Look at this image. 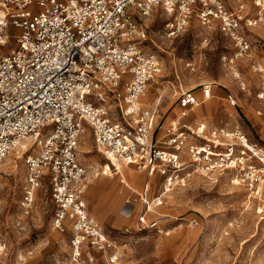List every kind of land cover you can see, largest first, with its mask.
<instances>
[{
    "label": "built area",
    "instance_id": "obj_1",
    "mask_svg": "<svg viewBox=\"0 0 264 264\" xmlns=\"http://www.w3.org/2000/svg\"><path fill=\"white\" fill-rule=\"evenodd\" d=\"M253 5L255 19L246 18L242 5L228 9L224 0H0V46L8 47L0 52V162L11 152L38 149L25 158V210L47 178L53 227L62 231L70 222L76 250L84 243L101 250L110 246L89 218L83 197L86 168L77 147L86 130L113 171L124 165L160 177L157 192L142 191L133 198L144 207L137 214L141 224L195 170L231 171L238 183L262 194L264 146L239 128L208 129L205 122L186 118L197 103L211 98V84H203L200 92L182 91L180 114L157 134L156 111L140 98L161 76L163 65L156 54L143 50L145 31L135 21V15L163 8L172 15L164 28L170 39L197 18L230 39L234 53L223 59L232 63L252 52L242 22L246 27L264 24V0ZM253 69L264 74V66ZM257 96L264 99V86ZM158 222L150 226L168 235Z\"/></svg>",
    "mask_w": 264,
    "mask_h": 264
},
{
    "label": "rangeland",
    "instance_id": "obj_2",
    "mask_svg": "<svg viewBox=\"0 0 264 264\" xmlns=\"http://www.w3.org/2000/svg\"><path fill=\"white\" fill-rule=\"evenodd\" d=\"M224 2L230 10L242 5L246 18H256L253 0ZM170 19L172 15L161 7L146 16L135 15L145 31L143 50L156 54L163 65L161 76L145 90L150 101L142 102L156 111L157 134L180 114L177 97L182 91L200 92L203 84H211L221 94L213 91L210 99L188 113L187 120L203 121L208 129L239 128L264 146V99L257 96L264 74L253 69L264 66V24L246 27L242 22L243 32L253 43L252 52L230 63L223 57L233 54L234 46L217 28L203 27L193 18L185 30L168 39L164 28ZM7 51L6 45L0 46V52ZM120 92L121 86L115 95ZM27 141L30 145L32 140ZM37 150L15 160L10 154L0 163V264H264V188L255 195L244 184H233L231 171H191L185 185L174 186L165 195V204L148 211L141 224L137 214L144 207L133 198L142 191L145 171L121 168L126 183L119 171L107 172L103 165L108 161L88 130L77 147L78 159L86 168L83 197L89 218L110 246L101 250L84 243L77 251L71 223L62 231L53 227L55 207L47 178L27 211L21 204L25 158ZM152 220L169 234L150 226Z\"/></svg>",
    "mask_w": 264,
    "mask_h": 264
},
{
    "label": "crops",
    "instance_id": "obj_3",
    "mask_svg": "<svg viewBox=\"0 0 264 264\" xmlns=\"http://www.w3.org/2000/svg\"><path fill=\"white\" fill-rule=\"evenodd\" d=\"M218 87H214V89H212L214 92H217V93H219V94H221V92H220V90H218L217 89ZM213 92H212V96H213ZM225 99L226 100H228L229 99V95L228 94H226V96H225ZM200 107H201V104H200ZM194 109H198L197 108V106L194 108ZM193 110V109H192ZM199 113L196 115L195 113V117H196V119H198V117H200L199 115H200V113H201V111H202V108H199ZM126 167H128V166H123L122 168H124L125 170H126ZM142 171H144V170H142ZM116 172H118V171H116ZM152 179V180H151ZM150 180H151V182H150ZM159 182V184H158V187H159V185H160V183H161V179H160V177L159 176H157V175H149L146 171H145V182H144V185H143V187H142V191H147V192H149L150 194H152L153 192H155V189H157V183ZM142 191H140V192H142ZM139 192V193H140Z\"/></svg>",
    "mask_w": 264,
    "mask_h": 264
},
{
    "label": "bare ground",
    "instance_id": "obj_4",
    "mask_svg": "<svg viewBox=\"0 0 264 264\" xmlns=\"http://www.w3.org/2000/svg\"><path fill=\"white\" fill-rule=\"evenodd\" d=\"M155 81H157V78L155 79ZM148 88V86L146 87V89ZM142 97H143V99H142ZM140 101H141V104L143 105V103H145V104H147L149 101H150V94H147L146 93V91H144L143 92V94L141 95V98H140ZM144 101V102H143ZM143 102V103H142ZM198 104V103H197ZM197 104L192 108V109H194L196 106H197ZM146 106V105H145ZM10 154H13L14 155V157L15 158H12L13 160H15L16 158H18V157H20L22 154L21 153H15V152H11ZM9 154V155H10ZM8 155V156H9ZM1 163V162H0ZM122 166H124V165H121V166H119L118 167V170H116V171H119V175L122 177V180L126 183V181H125V179L123 178V171L121 170V168H122ZM103 168H105V170L107 171V172H109L110 170L111 171H113L112 169H111V167H110V165H109V163L108 162H106L104 165H103ZM128 168V167H127ZM128 169H132V168H128ZM95 177V176H94ZM85 180H86V176H85ZM232 183L233 184H238V182L234 179V180H232ZM127 185V184H126ZM86 188V181H85V183H84V189ZM78 251V250H77Z\"/></svg>",
    "mask_w": 264,
    "mask_h": 264
}]
</instances>
